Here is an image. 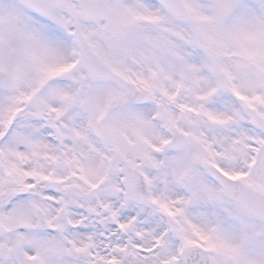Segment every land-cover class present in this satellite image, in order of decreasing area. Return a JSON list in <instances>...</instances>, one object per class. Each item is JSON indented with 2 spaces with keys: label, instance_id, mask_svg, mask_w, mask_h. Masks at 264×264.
I'll list each match as a JSON object with an SVG mask.
<instances>
[{
  "label": "snow or ice",
  "instance_id": "6c2138e0",
  "mask_svg": "<svg viewBox=\"0 0 264 264\" xmlns=\"http://www.w3.org/2000/svg\"><path fill=\"white\" fill-rule=\"evenodd\" d=\"M0 264H264V0H0Z\"/></svg>",
  "mask_w": 264,
  "mask_h": 264
}]
</instances>
